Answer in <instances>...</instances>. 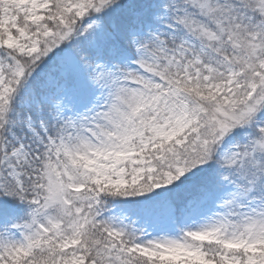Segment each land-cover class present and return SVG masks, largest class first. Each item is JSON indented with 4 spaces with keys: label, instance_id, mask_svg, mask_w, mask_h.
<instances>
[{
    "label": "snow or ice",
    "instance_id": "6c2138e0",
    "mask_svg": "<svg viewBox=\"0 0 264 264\" xmlns=\"http://www.w3.org/2000/svg\"><path fill=\"white\" fill-rule=\"evenodd\" d=\"M0 264H264V0H0Z\"/></svg>",
    "mask_w": 264,
    "mask_h": 264
}]
</instances>
